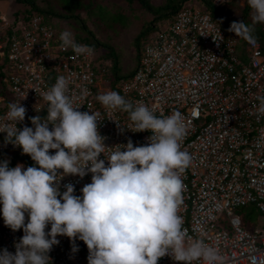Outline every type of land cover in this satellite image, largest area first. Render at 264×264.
Listing matches in <instances>:
<instances>
[{
    "label": "built area",
    "instance_id": "1",
    "mask_svg": "<svg viewBox=\"0 0 264 264\" xmlns=\"http://www.w3.org/2000/svg\"><path fill=\"white\" fill-rule=\"evenodd\" d=\"M54 26L31 7L11 16L0 11V125L7 120L8 105L27 94L20 101L27 109L25 120L17 128L32 127L30 117L46 115L41 93L60 75L69 80L75 103L82 104L80 111L100 113L99 131L108 146L126 144L129 138L134 146L145 145L151 132H121L115 121L107 119L109 110L96 99L99 94L117 91L134 105L142 102L155 109L157 115L179 111L187 129L182 149L192 156L181 175L183 227L189 237L216 248L223 264H264V223L249 229L242 215H231L234 208L254 205L264 219V115L258 112V97H264L262 43L249 44L228 31L203 4L192 1L175 18L156 26L136 67L115 79L99 50L76 56L71 48L62 49ZM220 33L224 39L217 46L212 37ZM35 106L45 109L37 112ZM112 115L122 127L131 123L126 112L115 110ZM5 136L0 132V161L8 160L9 167L22 164L24 169L38 166L22 148L5 143ZM60 183L61 192L71 183L74 194L82 195L91 173L83 178L66 175ZM22 235V229L6 226L0 214V251L15 253ZM57 239L60 243L49 253L51 264H88L82 240L75 241L78 251L73 253L67 236ZM158 264L182 262L165 256Z\"/></svg>",
    "mask_w": 264,
    "mask_h": 264
},
{
    "label": "clouds",
    "instance_id": "2",
    "mask_svg": "<svg viewBox=\"0 0 264 264\" xmlns=\"http://www.w3.org/2000/svg\"><path fill=\"white\" fill-rule=\"evenodd\" d=\"M247 3L251 23L233 21L228 31L256 46L255 26L264 24V0ZM212 38L217 46L224 39L221 33ZM59 40L62 49L71 48L76 56L94 54V48L77 43L70 30L61 32ZM26 95L8 105L0 132L6 133L5 143L22 148L38 166L24 169L0 161V214L10 229L23 230L15 253L0 251V264H51L49 253L60 235L72 241L73 253L78 251L77 239L86 244L88 264H158L165 256L182 264H223L216 248L188 236L179 214L185 187L181 175L192 162L182 149L187 129L179 111L157 115L117 91L99 94L96 99L109 110L107 119L121 132H151L145 145L134 146L129 138L126 144L108 146L99 131L100 113L79 110L82 104L75 103L65 76L41 93L46 115L30 117L33 126L19 129L27 111L20 101ZM258 99V112L264 115V97ZM115 110L128 113L127 128L113 118ZM88 173L91 183L82 187V195L74 194L71 183L61 192L64 176L83 178Z\"/></svg>",
    "mask_w": 264,
    "mask_h": 264
},
{
    "label": "trees",
    "instance_id": "3",
    "mask_svg": "<svg viewBox=\"0 0 264 264\" xmlns=\"http://www.w3.org/2000/svg\"><path fill=\"white\" fill-rule=\"evenodd\" d=\"M50 0H47V2ZM125 1L129 6V13H132L134 11V4L136 2H139L141 7L147 11V13H150L152 15V19L150 21L145 20L143 22L142 28L139 32V34L134 39V45L136 50V58L139 59L141 52L143 50V45L146 40L150 39V33H154L156 26L164 20L175 18V16L183 9L185 4H188L192 1H197L203 4L210 13L219 20V22L224 27H230L231 21L228 20H221L218 14L213 13V9L215 10L216 7H219V5H216L215 0H123ZM58 4L61 7V10H58L55 8V5L52 6V2L49 6L44 9L40 6L39 0H10V5L13 3L15 6H18L17 9L13 10L11 15L18 14L21 10L27 7V5L31 6L32 9H35L37 12L42 13L46 16L48 21L51 24H55L54 20H50L48 17H50L48 14H52L56 16V18H62V19H76L78 23H80V26L83 28V30H86L87 35L81 36L76 35L75 40L79 44L88 45L93 47L95 50H99L102 48H105L106 52H103L101 55V59L106 62V68L107 72L110 75H114L113 77L115 79L126 77L119 75V64H118V54L117 51L113 46H111L109 43L102 41L99 37L96 31H92L88 25L86 24V21L84 18H81L79 15L76 14V11L79 9L85 10L88 13L91 14V16L94 14L96 16L95 23L99 26L100 29H105L104 31H108V28L112 31H115V33L120 32L121 29H123L126 25L129 24L130 18L133 17L131 14L127 13L126 10H124V7L119 6L115 10V14L109 16H106L103 12L105 9H107L105 6L100 5L97 0H57ZM24 7V8H21ZM110 10V9H107ZM251 9L246 2L242 8L240 13V19L235 20L236 22L244 21L247 24H250L251 21L248 20V17L250 15ZM119 15L117 18H113L115 16ZM129 15V16H128ZM48 16V17H47ZM105 20V21H104ZM56 26V25H55ZM256 35L258 37V40L262 43L264 47V31L259 27V24L256 26ZM247 225V224H246ZM248 228V227H247Z\"/></svg>",
    "mask_w": 264,
    "mask_h": 264
},
{
    "label": "rangeland",
    "instance_id": "4",
    "mask_svg": "<svg viewBox=\"0 0 264 264\" xmlns=\"http://www.w3.org/2000/svg\"><path fill=\"white\" fill-rule=\"evenodd\" d=\"M52 2V6L55 5V8L58 10H61L60 5L58 4L57 0H50L47 2V0H39V4L42 8L46 9L50 3ZM100 5L105 6L107 10L105 9L103 12L106 16H111L115 14V10L121 6L124 7L127 11V13L131 12L129 11V5L123 1V0H97ZM247 2V0H232L230 2H223L219 7H216V9H213L214 14H218L221 20H228V21H235L236 19L239 20L241 8L242 6ZM51 6V5H50ZM49 6V8H50ZM134 11L131 14L130 22L128 25H126L123 29L120 30V32L115 33V31H112L108 28V31H104L105 29H100L99 26L95 23L96 16L93 14L91 16L90 13H88L85 10L79 9L76 11V14L79 15L81 18H84L86 21V24L92 31H96L98 34V37L104 41L109 43L111 46L115 48L118 54V64H119V75L125 76L129 74L137 65V58H136V50L134 45V39L139 34L143 22L145 20L150 21L152 19V15L150 13H147L145 9L141 7L139 2H136L134 5ZM31 7V6H30ZM29 5H27L26 8H24L21 11H29ZM18 6L13 5V3L10 5V0H0V11L5 13L6 15L11 14L13 10L17 9ZM11 12V13H10ZM17 15V14H16ZM50 17H48L50 20H54L56 26L55 32L60 35L61 32L64 30H70L74 34V38L76 35L86 36L87 32L86 30H83V28L80 26V23L76 19H62V18H56V16L52 14H48ZM119 15L113 17L117 18ZM129 16V15H128ZM53 17V18H51ZM105 21V20H104ZM229 29V27H228ZM151 35H155L154 33H150ZM99 53L106 52L105 48L99 49ZM231 215H242L245 226L249 229H252L253 226L260 227L264 223V219L261 216L259 210L254 205H249L247 207L243 208H234L231 212ZM247 224V225H246Z\"/></svg>",
    "mask_w": 264,
    "mask_h": 264
},
{
    "label": "crops",
    "instance_id": "5",
    "mask_svg": "<svg viewBox=\"0 0 264 264\" xmlns=\"http://www.w3.org/2000/svg\"><path fill=\"white\" fill-rule=\"evenodd\" d=\"M248 20L251 21V12H250V15H249V17H248ZM262 25H263V24H259V27H261V29H262Z\"/></svg>",
    "mask_w": 264,
    "mask_h": 264
}]
</instances>
